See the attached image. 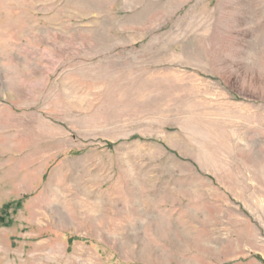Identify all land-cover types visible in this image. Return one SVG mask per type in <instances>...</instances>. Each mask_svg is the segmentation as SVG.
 Instances as JSON below:
<instances>
[{"label":"rangeland","instance_id":"1","mask_svg":"<svg viewBox=\"0 0 264 264\" xmlns=\"http://www.w3.org/2000/svg\"><path fill=\"white\" fill-rule=\"evenodd\" d=\"M0 264H264V0H0Z\"/></svg>","mask_w":264,"mask_h":264}]
</instances>
